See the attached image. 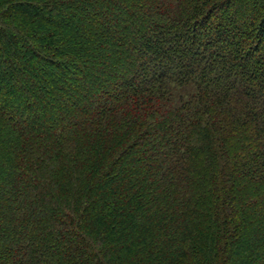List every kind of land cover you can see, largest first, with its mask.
<instances>
[{
  "label": "trees",
  "instance_id": "obj_1",
  "mask_svg": "<svg viewBox=\"0 0 264 264\" xmlns=\"http://www.w3.org/2000/svg\"><path fill=\"white\" fill-rule=\"evenodd\" d=\"M0 264H264V0H0Z\"/></svg>",
  "mask_w": 264,
  "mask_h": 264
}]
</instances>
